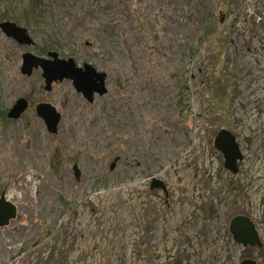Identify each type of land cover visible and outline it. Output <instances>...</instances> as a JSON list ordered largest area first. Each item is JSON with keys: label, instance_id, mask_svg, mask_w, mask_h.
Instances as JSON below:
<instances>
[{"label": "rangeland", "instance_id": "1", "mask_svg": "<svg viewBox=\"0 0 264 264\" xmlns=\"http://www.w3.org/2000/svg\"><path fill=\"white\" fill-rule=\"evenodd\" d=\"M5 21L34 45L0 29V198L17 208L0 264H264V0H0ZM27 53L93 66L107 94L46 92L41 69L21 73ZM22 98L20 119L2 116ZM40 103L61 114L57 134ZM222 129L236 175L214 147ZM235 215L261 249L234 242Z\"/></svg>", "mask_w": 264, "mask_h": 264}, {"label": "water", "instance_id": "2", "mask_svg": "<svg viewBox=\"0 0 264 264\" xmlns=\"http://www.w3.org/2000/svg\"><path fill=\"white\" fill-rule=\"evenodd\" d=\"M3 34L16 41L21 46H32L34 42L27 29L11 21L0 23ZM41 69L44 79V90L51 91L54 83L70 80L76 91L92 103L95 96L107 94L106 79L104 74L98 72L91 65L80 67L73 59L63 60L56 54L49 53V58L34 56L32 54L23 55L21 73L30 76L34 70ZM29 104L25 99H18L7 113V118L18 120L28 110ZM37 116L44 122L47 131L51 135L58 133L61 122V114L49 103H40L36 106ZM214 147L224 156L225 168L233 175L239 172V163L243 160V154L236 137L228 130H220L214 138ZM115 162L111 165L113 170ZM77 181L81 172L77 164L72 168ZM151 189H161L166 191L165 184L161 180L154 179ZM17 216V208L14 204L5 199V193L0 198V226L9 225L11 220ZM229 231L233 240L243 248H262L263 244L259 237L255 223L248 216L237 215L232 218ZM240 264H257L255 260L244 259Z\"/></svg>", "mask_w": 264, "mask_h": 264}, {"label": "built area", "instance_id": "3", "mask_svg": "<svg viewBox=\"0 0 264 264\" xmlns=\"http://www.w3.org/2000/svg\"><path fill=\"white\" fill-rule=\"evenodd\" d=\"M253 222H254V221H253ZM254 223H255V222H254ZM255 225H256V223H255ZM256 227H257V225H256ZM257 231H258L259 237H260V239H261V241H262V243H263V240H262V238H261V234H260L258 228H257Z\"/></svg>", "mask_w": 264, "mask_h": 264}, {"label": "trees", "instance_id": "4", "mask_svg": "<svg viewBox=\"0 0 264 264\" xmlns=\"http://www.w3.org/2000/svg\"><path fill=\"white\" fill-rule=\"evenodd\" d=\"M47 55H49V53H47ZM1 114H2L3 117L7 116V113L2 112ZM235 216H237V215H235Z\"/></svg>", "mask_w": 264, "mask_h": 264}]
</instances>
